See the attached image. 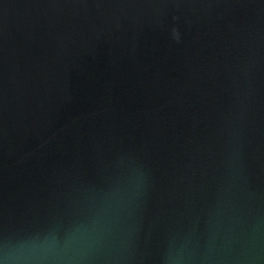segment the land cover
I'll use <instances>...</instances> for the list:
<instances>
[{
	"label": "water",
	"instance_id": "water-1",
	"mask_svg": "<svg viewBox=\"0 0 264 264\" xmlns=\"http://www.w3.org/2000/svg\"><path fill=\"white\" fill-rule=\"evenodd\" d=\"M264 264V0H0V254Z\"/></svg>",
	"mask_w": 264,
	"mask_h": 264
},
{
	"label": "clouds",
	"instance_id": "clouds-1",
	"mask_svg": "<svg viewBox=\"0 0 264 264\" xmlns=\"http://www.w3.org/2000/svg\"><path fill=\"white\" fill-rule=\"evenodd\" d=\"M68 259L69 250L54 247H37L24 254H0V264H67Z\"/></svg>",
	"mask_w": 264,
	"mask_h": 264
}]
</instances>
